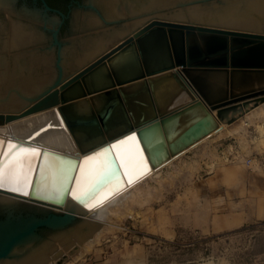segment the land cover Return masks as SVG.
Wrapping results in <instances>:
<instances>
[{
	"label": "water",
	"instance_id": "water-1",
	"mask_svg": "<svg viewBox=\"0 0 264 264\" xmlns=\"http://www.w3.org/2000/svg\"><path fill=\"white\" fill-rule=\"evenodd\" d=\"M33 1L0 0L3 15L32 22L37 32L52 35V39H46V46L53 49L57 46L56 77L38 95L28 97V108L24 113L69 100L66 95L69 93L64 90L72 82L78 83L80 88H75L73 95L77 91L80 93L84 90L80 77L85 86L94 91L91 80L96 78L93 75L99 70L95 69L98 63L86 67L63 83L66 74L63 52L67 37L123 18L141 19L142 26L135 30L130 28L121 37L120 44L113 48L125 54L124 58L115 63L112 70L107 67L99 70H103L101 76L105 83L114 86L117 81L119 85L106 96L103 106L89 116L73 115L72 103L57 108L64 127L71 131L91 128L99 133L116 126L110 124V118L116 108H121L124 120L118 123L127 125L120 131L124 135H112V139L110 135V142L94 143L79 149L89 156L112 146L109 164L118 178L122 179V171L121 161L113 151L115 144L135 137L147 161L159 166L217 129V118L232 122L239 118H236L237 113L242 106L249 105V101L255 99L257 105L264 100L263 30L200 21L180 17L176 13H161L164 9L204 0H86L85 4L73 9L67 26L61 32L65 13L52 8L46 0H41L43 6L37 5L38 0ZM170 69H175L174 76L185 85L193 87L195 95H191L187 103L164 113L157 109L153 93L154 82L164 75L151 76ZM87 76L89 80L85 78ZM141 78L142 83L135 90L125 91L122 87L124 83ZM60 84L61 92L57 89ZM141 92L149 95L152 111L148 114L138 111L139 105H143L137 100ZM214 110H217V115ZM182 116H185L184 119L176 125ZM173 131L174 136L171 137ZM35 137L34 134L27 136L24 142H30ZM14 143L19 147H31L18 141ZM77 144L79 146L80 142ZM93 149L96 150L91 151ZM35 179L29 190L32 197L35 196ZM100 186L88 191L87 195ZM70 211L75 213L76 207ZM100 224L0 195V264H48L62 259L67 250L81 248L94 239Z\"/></svg>",
	"mask_w": 264,
	"mask_h": 264
},
{
	"label": "bare ground",
	"instance_id": "bare-ground-1",
	"mask_svg": "<svg viewBox=\"0 0 264 264\" xmlns=\"http://www.w3.org/2000/svg\"><path fill=\"white\" fill-rule=\"evenodd\" d=\"M229 1L231 2L233 0H228V3L226 5L224 4L225 6L222 3L223 7L221 6L219 8L215 7L217 6L215 4L207 10L199 9V7H203L202 4H200V6L196 5V7H199L195 8L192 14L189 13V11L183 14L180 12L176 14L180 15V17H189L200 21L235 25V27L264 31V0H235L231 3H229ZM212 3H214V1ZM0 10L2 9L0 8ZM140 21L141 19L139 18L132 19L126 27L117 31L113 36L107 37V39H105V37L99 39L100 41H98L95 48L87 52L84 51L86 53H75L72 50L73 48L66 46L63 52V69H66L65 65L69 66L67 60L72 62V66L74 65L77 69L70 75L65 74L63 83L76 76L79 71L96 63H98L97 67H95L96 70L103 69L102 67H107L112 70L115 63L120 62L125 56V54L118 50L117 52L114 51L113 48L120 44L121 37L130 28L134 30L138 28L141 25ZM2 25H4V23L0 20V56L5 54V50L2 47L5 41L2 42L1 37L7 31ZM14 35L18 37L16 42L19 43H22L21 41H30L36 44V41L39 39L40 41L44 39L41 33L24 24L19 25L15 29ZM111 40L115 41L109 44ZM19 43L14 44L16 45ZM107 45L109 46L107 47ZM30 50L29 55H25L24 58V64L28 65L30 76L24 77L20 75V77H15L13 73L9 71L10 67L3 71H1L2 69L0 70V115L2 116L0 117V159L3 156V160H8V163L3 168L2 175H0V195L27 201L61 212H67L72 215L80 214L83 218L101 223L94 239L83 246L85 249H89L88 247H91V245L98 240L107 225L106 219L110 212L115 208L121 207L122 204H125L130 194L139 184L148 177L157 175L159 170L175 159L180 158L198 143L226 129L230 125H234L239 118H243L250 110L256 108L259 111L264 108V100L259 101L258 104L255 105V99H253L249 101V105L240 108V111L236 115V118L239 117L238 119L228 122L227 120H220L217 118V129H214L209 135L184 149L182 152L172 155L168 161L159 166H154L149 160V162L147 161L146 155L138 140L132 142H130L129 139L121 141L115 144L113 151L116 157L121 161L123 185L116 189H113L111 184H108L106 187L100 186L97 191L92 194H86L76 199L75 197L78 193L85 192L88 189L91 177L96 174L103 163L100 159H87L88 157H92L96 152L86 156L87 153H83L79 149H81V147H88L94 143L110 142L113 138L112 135L115 136L119 133L120 135H124L121 132L127 125L125 123H118L119 120H124V114L121 108H116L110 118V124L116 125L113 129L108 131L103 130L102 133L91 128H88L87 131H71L68 127H64V122L57 108L59 105L72 103L74 106L73 115L89 116L92 112L96 113L97 109L103 106L107 98L106 96L119 85L116 84L117 81H115L114 86H110L112 85L110 83H105V81H103L104 78L101 76V71L103 70H98V72L93 75L96 78L91 80L92 83H94V85L91 86L94 91H90V88L85 86V82L80 77L82 81L80 83L84 86L85 93L84 90L80 93L77 91V93H74L75 97H73L72 91L75 88H80L78 87V83L72 82V84H69L64 90V92L69 93L66 94L69 100L65 102L59 101V103L51 107L24 113V110H26L28 106L27 99L30 97L29 95H38L42 87L45 88L49 84L51 85L53 78L56 77V74H54L49 78V75L52 73V68L50 69L52 60L50 57L39 52L38 50H40V47ZM174 70L175 69H170L159 75L156 74L151 76L152 78H156L160 75H164L154 82L153 89L157 109L164 113H168L174 108L187 103L191 99V95H195L193 87L185 85L177 76H174ZM85 78L89 80L88 76ZM142 80L143 78L135 79L122 84V87L125 91L135 90L139 88ZM11 85L16 86L17 89L27 94L23 97H18L20 94L4 91L6 87ZM60 86L61 84L57 87L59 91L61 90ZM11 89H13V87ZM137 97V100L143 102V105H139L138 111L145 114L150 113L152 109L150 108L149 95L145 92H141ZM214 113L217 115V110H214ZM184 117L185 116H182L176 125H179L180 122H182L180 120H183ZM40 128L42 129L40 130ZM32 134L36 137L30 142H24L25 137ZM110 135L112 136L111 139L109 137ZM173 136L174 131L171 133V137ZM14 141L31 145V147L23 148L40 149L42 156L39 159L34 158L30 164L27 162H24L22 165L18 164L17 161L26 154L17 153L16 149H13V153H16V155L9 153L8 156H5L8 148L12 144H15ZM77 142H80L79 146ZM262 147L264 146L262 145ZM18 148L20 147L18 146ZM95 150L96 149H93L91 151ZM9 157L11 158L9 159ZM77 160H79V162L76 166ZM34 178H36L35 196L32 197L29 194L30 188L27 186L33 184ZM110 179L113 182L121 180V178H118L114 173ZM17 187L21 188L22 191H13V189ZM25 191L28 192L27 195H24ZM63 196L65 198H63ZM73 207H76L75 213L70 211ZM56 262L58 261H53L48 264H57Z\"/></svg>",
	"mask_w": 264,
	"mask_h": 264
},
{
	"label": "rangeland",
	"instance_id": "rangeland-1",
	"mask_svg": "<svg viewBox=\"0 0 264 264\" xmlns=\"http://www.w3.org/2000/svg\"><path fill=\"white\" fill-rule=\"evenodd\" d=\"M222 3L226 5L228 0H204L164 9L161 13L183 14L189 11L192 14L200 4L203 7L199 9L207 10L215 4L217 8L223 7ZM0 20L7 30L1 37V41H5L2 44L5 54L0 56L1 71L10 67L9 71L15 77L30 76L28 65L24 64L25 55H29L30 49L40 47L38 51L52 60L49 78L56 74L57 46L55 49L46 46V39H52V35L41 33L44 39H39L36 44L30 41L19 43L16 42L18 37L14 35L15 29L24 24L37 31L36 26L29 21L5 16L2 10ZM131 20V17L123 18L106 26L74 33L66 38L64 47L70 46L79 54L93 50L99 39L113 36ZM112 41L115 40L109 44ZM67 63L69 66L65 65V72L70 75L77 67L68 60ZM4 91L20 94L18 97L27 94L12 85ZM237 123L241 125L238 130L233 136L221 140L222 144L218 147L214 148L213 142H210L219 138V135L213 134L207 138L209 142L205 143L206 148L201 150V155L195 148L198 143L171 165L159 170L157 175L129 196L125 204L110 212L104 231L89 249L81 247L67 250L65 257L56 260V263L264 264V220L231 218L233 212L221 208V190L219 186L216 189L214 179L217 167L215 152L221 153L229 145L239 148L240 144L243 148L246 134H252L256 145L264 146V108L247 117L244 115ZM221 155L228 162L235 154ZM244 158L246 155L243 158L236 156L235 160ZM226 197L222 195V198ZM77 216L82 217L80 214Z\"/></svg>",
	"mask_w": 264,
	"mask_h": 264
},
{
	"label": "crops",
	"instance_id": "crops-1",
	"mask_svg": "<svg viewBox=\"0 0 264 264\" xmlns=\"http://www.w3.org/2000/svg\"><path fill=\"white\" fill-rule=\"evenodd\" d=\"M257 110L258 109L256 108L252 109L245 114V116L247 117ZM239 126H241L239 123H234V125H230L221 132L214 134L219 135V138H217L218 140L214 139L210 141L211 143L213 142L212 144L214 145V148H216L215 146L218 147L219 144H222L221 140L233 136ZM253 138L252 134H246V144L244 145L242 143V145H244L243 148L240 147V144L239 148L237 145H235V147L229 145L220 151L222 154H235L228 162L223 158L224 155L215 152V161L217 162L214 176L216 189L219 186L221 190V208L233 212L231 218L235 216L236 218L243 220L245 218L264 220V147L256 145ZM207 140L208 139L203 140L195 147L198 148L199 155L202 154L201 150H205V143L209 142ZM245 155L246 158L243 160H235L236 156H242L243 158ZM258 155L260 156L259 158L255 157ZM174 161H176V159ZM173 162L167 166L171 165ZM150 178H153V175L139 184L130 196H132L133 193ZM222 195L227 197L222 198Z\"/></svg>",
	"mask_w": 264,
	"mask_h": 264
},
{
	"label": "snow or ice",
	"instance_id": "snow-or-ice-1",
	"mask_svg": "<svg viewBox=\"0 0 264 264\" xmlns=\"http://www.w3.org/2000/svg\"><path fill=\"white\" fill-rule=\"evenodd\" d=\"M129 141H135V137H130ZM13 149H16L17 153H24V155L20 160L17 161L18 164H23L24 162L31 163L34 158L39 159L42 156V152L40 149L37 148H18L17 145L12 144L7 152L5 153V156H8L9 153H12L13 155H16V153H13ZM112 146H108L107 148H103L100 151L94 153L92 157H88V160H94V159H100L103 163L99 167L98 171L94 176L91 177V182L88 186V189L85 192L78 193L75 197L76 199H79L81 196L86 195L88 191H91L93 188H97L98 185L102 186H108V184L112 185L113 189L119 188L123 185V180H119L116 182H113L110 177L113 175L112 167L109 164V156L112 155ZM11 157H9L10 159ZM8 163V160H0V175L3 173L4 166ZM28 188H31L32 186L29 184L27 186ZM13 191L20 192L22 191L21 188L17 187L14 188ZM28 192H24V195H27Z\"/></svg>",
	"mask_w": 264,
	"mask_h": 264
},
{
	"label": "flooded vegetation",
	"instance_id": "flooded-vegetation-1",
	"mask_svg": "<svg viewBox=\"0 0 264 264\" xmlns=\"http://www.w3.org/2000/svg\"><path fill=\"white\" fill-rule=\"evenodd\" d=\"M28 1L32 2L33 0H28ZM46 1L52 8L61 10L66 15L64 19V23L61 26L60 32L67 26L73 9L77 6H80L86 3V0H46ZM37 5L43 6L42 1L38 0Z\"/></svg>",
	"mask_w": 264,
	"mask_h": 264
}]
</instances>
